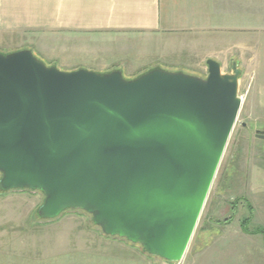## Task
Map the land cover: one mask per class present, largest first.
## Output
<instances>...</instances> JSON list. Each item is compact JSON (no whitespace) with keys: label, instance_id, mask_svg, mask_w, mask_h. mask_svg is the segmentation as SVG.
Instances as JSON below:
<instances>
[{"label":"water","instance_id":"obj_1","mask_svg":"<svg viewBox=\"0 0 264 264\" xmlns=\"http://www.w3.org/2000/svg\"><path fill=\"white\" fill-rule=\"evenodd\" d=\"M206 64V78L127 80L0 53V190L41 192L44 220L80 210L103 235L182 262L244 103L237 65Z\"/></svg>","mask_w":264,"mask_h":264},{"label":"rangeland","instance_id":"obj_2","mask_svg":"<svg viewBox=\"0 0 264 264\" xmlns=\"http://www.w3.org/2000/svg\"><path fill=\"white\" fill-rule=\"evenodd\" d=\"M54 4L55 0H0V53L30 50L46 65L64 72L81 69L96 73L117 71V67L103 68L101 58L89 52L86 38L68 40V43L58 37ZM179 42L183 44L182 48H189L194 39L183 37ZM182 51L185 50L176 48L159 64L135 74L125 70L126 76H123L131 80L160 68L206 78L207 61L219 62L218 56L212 53ZM223 56L227 58L224 64H229L224 73H232L233 64L239 70L243 68L240 96L244 103L189 250L182 262L171 264H264V237L252 232L264 228V140L256 137V131L264 132V116H253L245 101L255 84L253 73L247 74L252 55L236 50ZM188 60L193 61V69L186 63ZM44 200V195L38 191L0 190V249L40 254L46 237L66 235V238L73 234L94 237L93 230L103 235L93 224L92 216L80 210H68L53 220L40 218L38 212ZM248 205L253 207L254 214L249 232H246L241 223L250 217ZM87 240L88 245L96 248L100 245L97 239Z\"/></svg>","mask_w":264,"mask_h":264},{"label":"crops","instance_id":"obj_3","mask_svg":"<svg viewBox=\"0 0 264 264\" xmlns=\"http://www.w3.org/2000/svg\"><path fill=\"white\" fill-rule=\"evenodd\" d=\"M53 6L58 37L68 43L86 38L103 68L117 67L125 76V70L135 74L159 64L176 48L215 54L224 72L229 64L223 54L252 55L247 74L255 84L245 101L253 116H264V0H55ZM183 37L194 39L189 48H182ZM93 232L46 237L40 254L0 249V264H171L139 245ZM88 238L100 245H88Z\"/></svg>","mask_w":264,"mask_h":264},{"label":"trees","instance_id":"obj_4","mask_svg":"<svg viewBox=\"0 0 264 264\" xmlns=\"http://www.w3.org/2000/svg\"><path fill=\"white\" fill-rule=\"evenodd\" d=\"M247 207H248V210H249V213H250V217L244 219V220L242 221V223H241V226H242V229H243L244 231L249 232V231H248V227H249L250 222H251V220H252V216H251V215L254 214V209H253V207H252L251 205H248ZM252 232H253L254 234H255V233H257V234H258V233H259V234H262L263 237H264V228H257V229H255V230H253ZM143 251H144V250H143ZM144 253L147 254L146 252H144Z\"/></svg>","mask_w":264,"mask_h":264},{"label":"flooded vegetation","instance_id":"obj_5","mask_svg":"<svg viewBox=\"0 0 264 264\" xmlns=\"http://www.w3.org/2000/svg\"><path fill=\"white\" fill-rule=\"evenodd\" d=\"M258 136H264V132H258V131H256V137H258Z\"/></svg>","mask_w":264,"mask_h":264}]
</instances>
